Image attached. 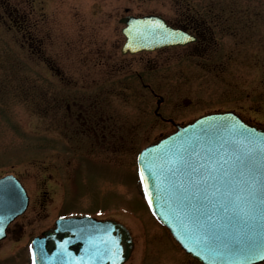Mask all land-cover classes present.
I'll return each instance as SVG.
<instances>
[{"label":"rangeland","instance_id":"rangeland-1","mask_svg":"<svg viewBox=\"0 0 264 264\" xmlns=\"http://www.w3.org/2000/svg\"><path fill=\"white\" fill-rule=\"evenodd\" d=\"M128 14L172 21L190 17L212 27L214 38L201 54H181L163 67H154L155 62L137 65L141 84L124 74L125 87L119 88V75L110 78L108 85L115 89L105 105L111 115L109 134L117 139L110 138L106 153H96L91 151L94 142L64 139L67 133L53 103L57 94L50 88L54 78L22 48L23 23L41 31L46 58L68 63L93 51L92 45L87 47L90 38L97 47L118 43L120 48L118 21ZM148 57L126 60L134 66L133 61ZM73 61L75 70L79 61ZM92 62L95 70L97 60ZM137 67L130 69L131 75ZM71 77L77 79L73 72ZM145 85L164 97V117L178 123L238 110L264 125V0H0V177L17 176L31 198L27 213L10 228L13 236L2 244L3 250L11 253L13 247L16 252L62 214H88L124 224L136 243L127 264L142 262L145 238L153 234L149 228L158 227L139 192L137 155L173 129L156 119L157 99ZM91 155L112 165L91 166ZM77 162L85 167L73 172ZM167 244L175 252H155L149 264H179L171 263L180 258L179 249L168 239ZM11 254L3 264L28 261L26 255L19 260Z\"/></svg>","mask_w":264,"mask_h":264},{"label":"water","instance_id":"water-1","mask_svg":"<svg viewBox=\"0 0 264 264\" xmlns=\"http://www.w3.org/2000/svg\"><path fill=\"white\" fill-rule=\"evenodd\" d=\"M121 23L123 54L188 40L160 17ZM139 166L147 199L186 252L204 264L264 262L263 130L232 114L203 117L144 150ZM27 206L19 181L0 179V232ZM132 251L121 224L62 219L34 241L33 264H124Z\"/></svg>","mask_w":264,"mask_h":264},{"label":"flooded vegetation","instance_id":"flooded-vegetation-1","mask_svg":"<svg viewBox=\"0 0 264 264\" xmlns=\"http://www.w3.org/2000/svg\"><path fill=\"white\" fill-rule=\"evenodd\" d=\"M190 17L182 16L175 20H168L175 28H179L188 31L196 37V42L186 47H171L164 48L152 53H142L137 56L149 55L146 59L136 60L131 66L127 63L126 56L119 53L118 43L112 46L106 44L102 47H97L90 38L87 42L90 47H94L93 51H87L86 54L76 55L80 57H74L75 61H79V65H76V69L73 70L74 59L71 61H56L52 62L49 58L45 57V40L41 37V31L38 29H32L29 23L24 22L22 30V48L33 59L37 60L39 64H44L47 70L51 73L54 86V93L57 95L54 97V106H58L59 120L61 121V128H65L67 136L64 138L66 141H91L95 143V150L92 152L102 153L108 150L110 147L111 139H117L113 135L109 134V123L111 121L110 111L108 110L106 103L110 94L113 93L114 87L108 85L110 78L118 76V84L120 87H125L126 77L124 74L130 75L131 79L138 80L141 84L143 76L140 71V67L137 65L155 62L157 66H166L169 61L174 60L177 56L183 54L186 56L198 55L206 52L210 47L212 39L214 38V30L212 27L206 28L205 22L200 24L195 23L189 19ZM92 45V46H91ZM85 45V48H87ZM183 52V53H181ZM91 59V60H90ZM93 60H97L95 63L96 69L93 70ZM137 67L134 73L131 75V68ZM161 66V67H163ZM72 72L77 79L71 77ZM133 77V78H132ZM141 86V85H140ZM145 89H150L149 85L144 86ZM152 93H156L153 88L150 89ZM68 94V95H67ZM65 110V111H63ZM162 111V110H161ZM163 122L174 120L172 118H160ZM177 122V121H176ZM185 123V122H179ZM120 132V131H119ZM112 145V143H111ZM42 207V204H41ZM42 209H44L42 207ZM152 225L150 227L152 236H148L145 239V250L143 251V260L140 264H149L151 256L156 252L158 255L163 253L175 252L172 248L168 249L167 239L173 244L176 249L175 241L171 238L168 231L164 227L158 228ZM12 227V226H11ZM10 227V228H11ZM149 227V226H148ZM7 231L5 240L0 242V254H10V256L0 255V264H3L9 257H12L14 253L15 258L22 260L25 255L28 258V249L23 244L18 246L16 252L13 247H10L11 253L3 250L5 248L3 243L7 242L11 236H13V230ZM159 229V230H158ZM161 231L162 233H160ZM159 232V234H156ZM22 240V238H20ZM155 248V249H153ZM153 249V250H152ZM180 254V255H179ZM180 258H175L171 263L181 264H201L186 253H178ZM153 257V256H152ZM26 264H29V260H25Z\"/></svg>","mask_w":264,"mask_h":264},{"label":"snow or ice","instance_id":"snow-or-ice-1","mask_svg":"<svg viewBox=\"0 0 264 264\" xmlns=\"http://www.w3.org/2000/svg\"><path fill=\"white\" fill-rule=\"evenodd\" d=\"M184 39H192L191 37H183ZM144 176L143 173H141V182H143ZM205 244H208L209 242L207 240L204 241Z\"/></svg>","mask_w":264,"mask_h":264}]
</instances>
